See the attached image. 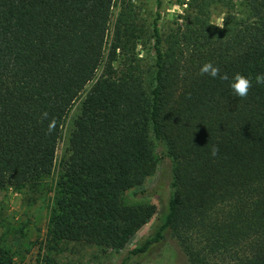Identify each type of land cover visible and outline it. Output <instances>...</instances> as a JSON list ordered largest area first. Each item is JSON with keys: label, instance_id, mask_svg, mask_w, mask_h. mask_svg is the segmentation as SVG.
<instances>
[{"label": "trees", "instance_id": "trees-1", "mask_svg": "<svg viewBox=\"0 0 264 264\" xmlns=\"http://www.w3.org/2000/svg\"><path fill=\"white\" fill-rule=\"evenodd\" d=\"M115 1L0 0V189L37 188L53 172L65 119L94 82L60 163L50 241L126 248L157 213L154 203L122 201L156 170L153 134L173 162L168 197L120 264L168 230L190 264H264V85L255 81L264 73V0H184L167 34L157 0L151 92L134 4L119 13L107 52ZM218 7L223 29L212 19ZM206 62L229 79L201 75ZM236 73L252 80L246 98L230 87Z\"/></svg>", "mask_w": 264, "mask_h": 264}, {"label": "rangeland", "instance_id": "rangeland-1", "mask_svg": "<svg viewBox=\"0 0 264 264\" xmlns=\"http://www.w3.org/2000/svg\"><path fill=\"white\" fill-rule=\"evenodd\" d=\"M163 1L160 28L164 34H167L178 21H182L180 15L184 13L187 4H181L184 0ZM233 2L237 6L240 4V0ZM131 3L135 5L138 13L135 51L143 71L145 87L151 92L155 84L152 34L157 0L115 1L107 52H111L119 13L125 5ZM223 10V7L214 10L212 16L214 22L223 19ZM119 61L120 58L117 63ZM93 83L87 85L65 119L53 172L45 176L37 188L24 186L0 189V248L6 253L4 257L8 259V264H120L125 253L152 231L164 208L169 193L173 162L168 158H161L162 148L152 134L155 157L158 161L156 170L145 179L143 184L125 192L122 201L126 205L154 203L157 205V213L136 232L126 248L120 251H102L94 245L83 242L55 244L50 241L49 226L54 211L57 180L61 171L60 163L68 152L74 118L80 113L82 102ZM130 264L190 263L179 240L172 230H168L160 243L147 253L137 256Z\"/></svg>", "mask_w": 264, "mask_h": 264}, {"label": "clouds", "instance_id": "clouds-1", "mask_svg": "<svg viewBox=\"0 0 264 264\" xmlns=\"http://www.w3.org/2000/svg\"><path fill=\"white\" fill-rule=\"evenodd\" d=\"M215 26L220 27L221 29L225 26V21L223 19L216 20L214 22ZM200 74L205 75L208 74L212 78H219L221 80H228L229 77L227 74L220 75V69L217 66H214L212 62H206L201 68H200ZM183 75V73L181 74ZM255 81L257 84L264 85V73L257 74L255 77ZM231 89L233 90L234 94L238 98H246L251 87H252V80L250 77H246L241 73H236L234 77L232 78V83L230 85ZM44 118H47L48 114H43ZM56 129V120L52 119L49 122L48 126V134H51ZM219 152V149L217 147H213L211 149V155L215 157Z\"/></svg>", "mask_w": 264, "mask_h": 264}]
</instances>
